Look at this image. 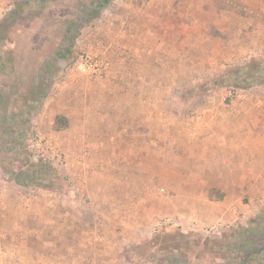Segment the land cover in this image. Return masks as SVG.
<instances>
[{
	"label": "rangeland",
	"instance_id": "1",
	"mask_svg": "<svg viewBox=\"0 0 264 264\" xmlns=\"http://www.w3.org/2000/svg\"><path fill=\"white\" fill-rule=\"evenodd\" d=\"M90 1L0 0V114L25 112L26 94L50 84L32 115L24 148L0 153V198L27 204L28 264H51L53 246L72 244L65 238L68 229L107 230L109 236L100 241L117 250L114 261L128 264L229 263L225 251L236 231L264 226V200L242 198L248 213L216 223L201 198L219 201L223 193L197 182L202 175L196 171L225 165L228 154L203 157L198 142L228 133L229 119L245 117V96L264 86V0H172L175 9L188 1L192 13L186 29L155 32L169 41L165 47L153 45L148 32L136 45L137 31L120 28L132 23L131 12L141 0H113L82 28L47 80L36 69L65 46L67 24L88 17ZM118 37L127 46H118ZM149 53H155L154 61ZM256 63V82L241 89L252 75L241 68ZM94 64L102 65L100 74H93ZM153 103L155 110H148ZM57 116L68 122L58 132ZM213 120L215 126H203ZM117 132L129 138L103 140ZM133 133L141 135L138 140L132 141ZM27 160L48 167L45 188L15 186L8 178L6 170H24ZM105 181L125 184L123 203L113 189L108 195L113 202L101 207L99 187ZM105 210L112 217L105 218ZM58 227L65 236L53 239ZM6 240L15 247L20 238Z\"/></svg>",
	"mask_w": 264,
	"mask_h": 264
},
{
	"label": "crops",
	"instance_id": "2",
	"mask_svg": "<svg viewBox=\"0 0 264 264\" xmlns=\"http://www.w3.org/2000/svg\"><path fill=\"white\" fill-rule=\"evenodd\" d=\"M117 1V0H116ZM141 4L132 10V23L122 22L120 28H125L137 31L135 35L136 45L142 43L143 32H148L151 35L154 43L153 45L167 46L169 41L165 38H160L156 31H166L172 27L177 29H186L187 18L191 9H188V1H185L183 7L177 9L172 7V0H141ZM130 5V4H129ZM129 5H125L129 7ZM138 5V4H137ZM202 11L197 9L195 13ZM173 14L177 17L172 18ZM194 19H192L193 21ZM196 21H193V23ZM126 29V28H125ZM154 31V32H153ZM142 32V33H141ZM142 34V35H141ZM123 36V35H121ZM155 38V39H154ZM120 47L127 46V43L119 39L115 40ZM155 54V53H154ZM153 53H149L147 57L151 61L155 60ZM153 55V56H152ZM163 55L164 52H163ZM165 58V56H162ZM138 60H141V55H137ZM246 105L250 108L246 109L245 117L243 119L234 118L229 119L231 128L227 130L228 133H220L214 139L207 140L202 138L198 142L199 152L201 156H207L208 153H222L227 152L228 161L223 166L205 165L202 168H197L196 173L202 175L195 178L198 182H205L209 184V188L220 190L223 193V198L219 201H210L208 197H202L203 205L210 209L211 214L216 223L227 222L237 219L239 215L248 213V208L241 202L242 198L260 197L264 200V86L253 90L249 96H245ZM121 109L123 103H120ZM155 103L147 105V109L155 110ZM249 113V114H248ZM247 114V115H246ZM249 115V117H248ZM203 122V126H215L214 120ZM118 121H116V124ZM110 125V123H108ZM107 124V125H108ZM123 126L122 123H119ZM118 125V124H117ZM219 125V124H218ZM223 131V130H222ZM226 132V131H225ZM140 134H131L132 141L139 139ZM129 135L117 132L116 134H105L103 140L105 141H122L127 140ZM149 138V137H148ZM225 139V140H224ZM208 152V153H207ZM108 170V168H106ZM199 170V171H198ZM227 175L220 177L218 175ZM107 178V177H106ZM107 180V179H106ZM225 180L228 184H225ZM148 182L149 179H148ZM13 184L16 185L14 182ZM125 184L111 183L108 181L100 184L99 190L103 199H100V204L105 207L111 205L113 200H109V191L117 189L120 192L116 193V201L124 202L122 199ZM129 199V197H128ZM27 204L20 199L0 198V264H28L26 254V238L30 232L26 227ZM105 218L107 215L112 217L111 213L107 214L104 211ZM133 214V213H132ZM117 216V215H116ZM137 216V214L135 215ZM102 220V219H101ZM134 220V219H132ZM57 220H55L56 222ZM59 219L57 221L58 225ZM59 227L55 229L52 235L53 239H58L65 234L61 233ZM65 238L73 239L72 244H68L63 249L60 246H53V255L51 264H128L122 259L115 261L112 255L118 254L117 250L112 251L107 247L106 239L109 236L108 231L95 230H73L68 229ZM20 238L18 244L12 240L6 239ZM24 239V240H23ZM75 239V240H74ZM23 240V242H22ZM99 240V241H97ZM77 242V243H76ZM24 248V249H23ZM18 249V250H17ZM119 253L121 251L119 250ZM18 254V255H17ZM121 255V254H120ZM23 256V258H22ZM142 264V263H132Z\"/></svg>",
	"mask_w": 264,
	"mask_h": 264
},
{
	"label": "trees",
	"instance_id": "3",
	"mask_svg": "<svg viewBox=\"0 0 264 264\" xmlns=\"http://www.w3.org/2000/svg\"><path fill=\"white\" fill-rule=\"evenodd\" d=\"M113 0H91V9L86 11L85 15L88 17H73L66 26L65 29V46L62 49H58L55 52V57L51 61H45L41 67L36 69L37 73L45 72L43 75L47 76V80H50L51 67H54V62L60 59H65L68 54L71 53L73 42H75L80 35L82 28L89 24L92 20L99 16V13ZM0 62H3V56L0 55ZM45 69H44V68ZM48 68V69H47ZM242 71L246 70L252 75L246 76L243 79L245 85L240 84L241 89H247L256 82L254 73L260 71L258 64L252 66H244ZM238 80V78H237ZM50 84L43 85L42 87L36 86L31 89L32 91L27 93L25 97L29 100V104L25 112L21 111L20 114H11L9 117L4 116L1 112L0 122V153H9V151L20 150L24 148L25 140L30 133V123L32 121V115L38 112L42 102L47 98ZM1 98V97H0ZM1 111V110H0ZM21 116V117H19ZM24 118H23V117ZM3 118V119H2ZM68 125L67 119L61 116H57L53 122V130L58 132L65 129ZM25 169H8L6 174L8 178L20 187H30L35 184L40 188H45L46 169L48 168L45 163H41L36 160L25 161ZM7 168V167H6ZM212 192V190H211ZM234 242L228 245L226 252L227 259L226 264H264V226L255 230H243L236 231Z\"/></svg>",
	"mask_w": 264,
	"mask_h": 264
},
{
	"label": "built area",
	"instance_id": "4",
	"mask_svg": "<svg viewBox=\"0 0 264 264\" xmlns=\"http://www.w3.org/2000/svg\"><path fill=\"white\" fill-rule=\"evenodd\" d=\"M86 64H89V63H86ZM87 66V65H86ZM101 67H102V65H98V64H94V69H93V74L94 73H96V72H98V74H100L101 73ZM96 68V69H95Z\"/></svg>",
	"mask_w": 264,
	"mask_h": 264
}]
</instances>
